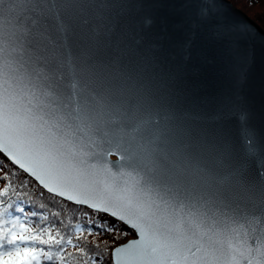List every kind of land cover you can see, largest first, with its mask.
<instances>
[{"label": "snow or ice", "instance_id": "snow-or-ice-1", "mask_svg": "<svg viewBox=\"0 0 264 264\" xmlns=\"http://www.w3.org/2000/svg\"><path fill=\"white\" fill-rule=\"evenodd\" d=\"M140 7L0 0V264H264V139L246 109L240 148L204 127L159 45L130 54ZM188 24L229 54L258 35L217 0Z\"/></svg>", "mask_w": 264, "mask_h": 264}, {"label": "water", "instance_id": "water-1", "mask_svg": "<svg viewBox=\"0 0 264 264\" xmlns=\"http://www.w3.org/2000/svg\"><path fill=\"white\" fill-rule=\"evenodd\" d=\"M217 2L227 23L244 22L258 34L255 39L240 40L233 53H225L206 30L192 32L188 17L200 0H132L142 7L133 8L131 18L137 22L151 18L153 23L141 26L139 34L143 40L139 45L134 43L135 33L125 37L124 42L130 54L135 49L139 58H147L151 55L150 46L159 45L162 74L175 75L181 81V89L187 94L184 102L194 99L203 113L218 115V120L203 126L232 137L240 148L239 109L248 111L249 126L264 139V30L230 1ZM189 41L186 53L184 46ZM110 159L115 162L118 158L113 155ZM248 167L255 173V161H248ZM136 238L135 234L133 239Z\"/></svg>", "mask_w": 264, "mask_h": 264}, {"label": "rangeland", "instance_id": "rangeland-1", "mask_svg": "<svg viewBox=\"0 0 264 264\" xmlns=\"http://www.w3.org/2000/svg\"><path fill=\"white\" fill-rule=\"evenodd\" d=\"M264 30V0H228ZM135 234V232H134Z\"/></svg>", "mask_w": 264, "mask_h": 264}, {"label": "trees", "instance_id": "trees-1", "mask_svg": "<svg viewBox=\"0 0 264 264\" xmlns=\"http://www.w3.org/2000/svg\"><path fill=\"white\" fill-rule=\"evenodd\" d=\"M0 163H10L8 161V158L5 155H3L2 153H0ZM21 178L23 179V174L21 175ZM33 191L36 193V195H39L41 189L34 188ZM48 195L49 194L45 191L44 192V197H45V201L44 202H48L47 199H46L48 197ZM99 219L100 220L108 219L110 222H114V221L111 220L110 217H107V216H105L103 214L100 215ZM121 227H122L123 230L128 231L130 234L128 236L124 237L123 239L119 240L117 242L119 245H121L123 243H126L127 241H129L130 239H133L135 237L134 231L132 229L128 228L126 225H122ZM104 239L110 241L111 237L105 236ZM74 255H77V254L74 253ZM72 264H76V261L73 260ZM106 264H110V257H109V261L106 262Z\"/></svg>", "mask_w": 264, "mask_h": 264}]
</instances>
